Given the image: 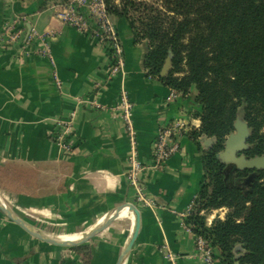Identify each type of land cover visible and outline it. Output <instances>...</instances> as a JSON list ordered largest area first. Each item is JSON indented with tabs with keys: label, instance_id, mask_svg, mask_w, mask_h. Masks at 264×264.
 Wrapping results in <instances>:
<instances>
[{
	"label": "crops",
	"instance_id": "crops-1",
	"mask_svg": "<svg viewBox=\"0 0 264 264\" xmlns=\"http://www.w3.org/2000/svg\"><path fill=\"white\" fill-rule=\"evenodd\" d=\"M68 1L0 0V196L29 224L99 230L78 245L82 253L67 251L33 238L0 210V264H117L137 224L126 264H205L182 214L202 190L211 147L204 135H182L163 165L153 155L162 125L183 119L200 127L197 90L168 101L171 88L145 66L148 42H137L117 15L111 19L125 64L112 76L108 46L60 18ZM11 21L22 30L14 42L6 34ZM46 46L53 62L41 54ZM123 90L134 103L137 159L145 167L138 177L154 207L137 200L131 183V142L113 111ZM72 114V151L64 153L54 132Z\"/></svg>",
	"mask_w": 264,
	"mask_h": 264
},
{
	"label": "trees",
	"instance_id": "trees-1",
	"mask_svg": "<svg viewBox=\"0 0 264 264\" xmlns=\"http://www.w3.org/2000/svg\"><path fill=\"white\" fill-rule=\"evenodd\" d=\"M108 12L128 19L149 49L150 76L188 95L198 92L199 128L217 141L204 154L205 182L185 221L215 250L216 264H264V170H238L226 180L218 154L242 112L251 130L244 151L264 155V0H105ZM172 67L162 75L167 58ZM254 177L246 182L251 174ZM227 208L224 218L214 210ZM237 244L245 249L237 258Z\"/></svg>",
	"mask_w": 264,
	"mask_h": 264
},
{
	"label": "built area",
	"instance_id": "built-area-1",
	"mask_svg": "<svg viewBox=\"0 0 264 264\" xmlns=\"http://www.w3.org/2000/svg\"><path fill=\"white\" fill-rule=\"evenodd\" d=\"M60 18L65 23L77 28L79 31L97 37L101 42L108 46L112 58V64L110 67L112 76L123 70L125 64L123 43L117 27L111 19V14L107 10L105 0H69L66 2L63 11L60 12ZM18 26L19 25L16 21L7 23L6 34L12 42L21 37L22 30ZM41 54L49 58L52 62L54 61L51 49L48 46L41 50ZM57 83L60 84V81L57 80ZM178 95L179 92L176 89L171 88L167 100L172 101ZM113 111L115 116H120L124 121L126 132L130 138L132 148L131 158L134 165V170L130 174V179L135 188L136 198L139 202L154 207L156 203L153 199L147 196L146 184L138 177V173L145 167L137 159L134 103L131 101L129 93L126 90L122 91L121 101L115 106ZM73 118L72 114L69 118L61 119L57 122L56 130L54 132V137L57 139L64 153H70L72 151L71 135L73 130ZM191 129L192 125L183 119L174 120L173 122L162 125L159 128L153 148V155L157 166L163 165L179 150L178 138L182 135L190 136ZM196 199L193 201L188 212H190L196 205ZM187 216L188 214H182L183 219H186ZM185 225L188 230H192L186 223ZM195 246L205 264L217 263L215 250L205 237L196 234ZM168 256L173 259L171 253H169Z\"/></svg>",
	"mask_w": 264,
	"mask_h": 264
},
{
	"label": "water",
	"instance_id": "water-1",
	"mask_svg": "<svg viewBox=\"0 0 264 264\" xmlns=\"http://www.w3.org/2000/svg\"><path fill=\"white\" fill-rule=\"evenodd\" d=\"M172 67V55H170L162 70V75L165 76L168 74ZM251 135V130L249 128V125L247 121L244 118V114L241 112L235 122V129L233 132L229 134L225 141L224 149L219 152L218 157L219 159L226 164L225 173L227 175L226 180L228 179V173L230 170H264V155L262 156H255L252 158H248L245 153H243L245 150L249 148V144L247 143L248 138ZM205 140L207 141L208 145L212 147V145L217 141L216 138H209L206 135H204ZM255 174H253L254 176ZM253 176H251L249 179H252ZM0 210L13 222H15L17 225H19L23 230H25L30 236L33 238L44 242L48 245L62 248L63 250L67 251H75L77 253H82L84 249L80 246H74L70 244H65L62 242H57L55 240H52L51 238L47 237L45 232L40 231L38 228L34 227L33 225L29 224L25 220H23L20 216H18L13 210H11L7 204L2 200L0 197ZM99 229H95L91 232H89L90 238L94 237L98 233ZM138 230H139V224L135 227V229H132L130 231V239L133 241V243H136L137 237H138ZM245 249L242 247L241 244H237L235 247V254L236 257L239 258ZM127 256H125L122 252L119 254V260L122 264H126ZM237 264H240V262H237Z\"/></svg>",
	"mask_w": 264,
	"mask_h": 264
},
{
	"label": "bare ground",
	"instance_id": "bare-ground-1",
	"mask_svg": "<svg viewBox=\"0 0 264 264\" xmlns=\"http://www.w3.org/2000/svg\"><path fill=\"white\" fill-rule=\"evenodd\" d=\"M122 212H127L130 214V216L133 217V213L128 209L125 208ZM121 212V213H122ZM94 226L88 227L83 231H68V232H60V233H45L47 237L51 238L52 240H55L57 242H62L65 244H70L74 246L80 245L85 239H87L90 235L89 232L93 229ZM81 237V238H80ZM133 241L128 239L125 247L122 250V253L129 257L133 247H134ZM117 264H122L121 261L118 259Z\"/></svg>",
	"mask_w": 264,
	"mask_h": 264
},
{
	"label": "rangeland",
	"instance_id": "rangeland-1",
	"mask_svg": "<svg viewBox=\"0 0 264 264\" xmlns=\"http://www.w3.org/2000/svg\"><path fill=\"white\" fill-rule=\"evenodd\" d=\"M237 171L235 170H230L228 173V181L230 183H233L232 181H234L237 177H236ZM1 197V196H0ZM227 212V208L223 207L220 209H217L216 212H212L211 215H209L208 217V222H212V220L219 215L221 218H224ZM17 213V215L22 217V212L21 211H17L15 212ZM32 225V224H31ZM34 227L38 228L40 231L45 232V233H60V232H68V231H75V230H69V228H64V227H53V226H36L33 225ZM83 231V230H80ZM93 238V237H92ZM89 262V259H87ZM90 263V262H89Z\"/></svg>",
	"mask_w": 264,
	"mask_h": 264
},
{
	"label": "flooded vegetation",
	"instance_id": "flooded-vegetation-1",
	"mask_svg": "<svg viewBox=\"0 0 264 264\" xmlns=\"http://www.w3.org/2000/svg\"><path fill=\"white\" fill-rule=\"evenodd\" d=\"M244 153V152H243ZM251 176H253V173H251L248 177H247V179H246V182H249L251 179H249ZM254 177V176H253Z\"/></svg>",
	"mask_w": 264,
	"mask_h": 264
}]
</instances>
